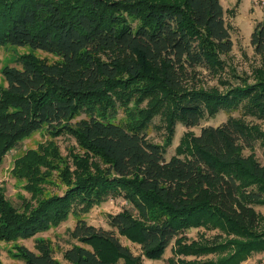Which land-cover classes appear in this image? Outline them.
<instances>
[{
  "label": "trees",
  "instance_id": "16d2710c",
  "mask_svg": "<svg viewBox=\"0 0 264 264\" xmlns=\"http://www.w3.org/2000/svg\"><path fill=\"white\" fill-rule=\"evenodd\" d=\"M250 41L261 55L254 81L236 74L239 81L224 90L196 88L188 81L192 72L222 76V54L233 48L221 0H0V46L27 45L60 58L28 53L19 65L4 66L0 162L43 126L74 135L82 150L72 152L74 169H59L63 159L50 144L17 158L14 171L32 197L19 207L0 192V237H30L78 205L122 195L136 211L125 207L110 224L148 258L162 257L172 241L174 264H241L264 250V214L255 208L264 203V164L243 152L257 137L264 144V130L229 116L198 134L186 132L170 158L147 132L157 114L171 133L177 120L193 126L221 107L264 117V20ZM53 169L66 189L40 195ZM201 224L221 231L203 240L182 233ZM73 235L81 243L64 251V261L41 243L39 251L20 248L23 264H140L113 229L78 218Z\"/></svg>",
  "mask_w": 264,
  "mask_h": 264
},
{
  "label": "rangeland",
  "instance_id": "374dc122",
  "mask_svg": "<svg viewBox=\"0 0 264 264\" xmlns=\"http://www.w3.org/2000/svg\"><path fill=\"white\" fill-rule=\"evenodd\" d=\"M224 7V17L230 26L233 39V48L228 54H222L226 61L225 70L214 74L204 68H199L192 72L189 82L196 85V88L219 87L224 90L228 85L239 81V78L247 77L249 81H254V69L261 64V55L257 53L250 41L251 32L259 20H264V0H221ZM34 54L45 58L48 61H58V55L42 49H34L27 45L6 44L0 46V83H5L3 68L5 65H19L20 58L26 54ZM221 79L225 83L221 82ZM119 117H126L122 109L118 111ZM229 116L241 117L249 124H257L264 130V117L250 113L243 106L227 109L221 107L214 114H207L201 119L199 124L187 126L181 120H177L174 125V132L171 133L161 114L154 116L147 130L150 140L161 144L164 147L165 157L170 158L177 152V146L180 144L186 132L198 134L203 126L213 124L217 125L227 120ZM170 140V141H169ZM53 143V144H52ZM41 144H50L51 147L58 148L59 158L63 162L59 169L70 167L74 169L72 152L82 151L75 136L63 132L54 134L48 132L46 126L24 136L15 143L2 157L0 162V192L3 193L7 200L15 205L22 207L24 199L32 197V193L26 187V179L17 175L14 171L16 160L22 157L29 149H38ZM244 154L254 152L257 159L264 164V144L261 143L260 137L254 141L253 147H245ZM43 169V168H42ZM45 170V169H43ZM49 181L41 184L40 195L63 194L66 184L62 179L60 170L53 169L46 175ZM130 208L136 211L131 202L122 195H108L93 202L90 206L85 207L83 204L71 209L68 215L57 224H52L45 230L38 231L27 238H5L0 237V264H23L24 259L20 253V248L24 245L32 250L39 251L41 243L47 244L54 257L64 261V251L73 244L81 243L73 235V229L78 218H84L88 223L99 227L113 229L119 236L121 242L130 247L132 252L139 256L140 264H174L172 258H177L173 247V241L166 248L160 258H148L143 253L141 244L132 240L124 234H120L118 229L110 224L111 215L122 210ZM255 208L264 214V203H256ZM261 227L264 228V217L261 221ZM221 230L217 227H210L205 224L193 226L182 233L188 240L212 238ZM232 236V234H231ZM234 236V235H233ZM223 237L226 234L223 231ZM213 253L197 256L198 258L208 259ZM183 257L193 258L195 255H182ZM259 260L264 261V250L253 251L241 264H256Z\"/></svg>",
  "mask_w": 264,
  "mask_h": 264
}]
</instances>
